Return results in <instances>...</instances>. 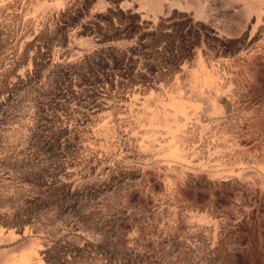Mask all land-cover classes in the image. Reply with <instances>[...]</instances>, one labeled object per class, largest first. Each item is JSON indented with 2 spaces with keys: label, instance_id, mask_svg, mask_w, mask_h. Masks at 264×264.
Here are the masks:
<instances>
[{
  "label": "rangeland",
  "instance_id": "obj_1",
  "mask_svg": "<svg viewBox=\"0 0 264 264\" xmlns=\"http://www.w3.org/2000/svg\"><path fill=\"white\" fill-rule=\"evenodd\" d=\"M0 264H264V0H0Z\"/></svg>",
  "mask_w": 264,
  "mask_h": 264
}]
</instances>
